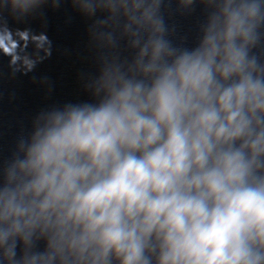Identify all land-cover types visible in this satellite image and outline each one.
<instances>
[{"label":"clouds","instance_id":"1","mask_svg":"<svg viewBox=\"0 0 264 264\" xmlns=\"http://www.w3.org/2000/svg\"><path fill=\"white\" fill-rule=\"evenodd\" d=\"M66 4L86 98L0 147V264H264V0H0L8 79L53 56Z\"/></svg>","mask_w":264,"mask_h":264}]
</instances>
